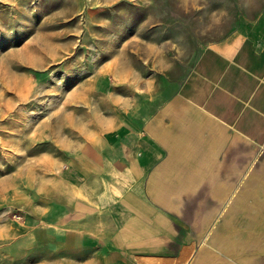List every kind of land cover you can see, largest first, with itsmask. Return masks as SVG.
<instances>
[{"label": "crops", "instance_id": "crops-1", "mask_svg": "<svg viewBox=\"0 0 264 264\" xmlns=\"http://www.w3.org/2000/svg\"><path fill=\"white\" fill-rule=\"evenodd\" d=\"M242 2L179 75L132 70V119L117 102L87 132V161L32 188L0 227L4 264H264V0ZM132 41L143 65L165 60L160 42Z\"/></svg>", "mask_w": 264, "mask_h": 264}, {"label": "rangeland", "instance_id": "rangeland-1", "mask_svg": "<svg viewBox=\"0 0 264 264\" xmlns=\"http://www.w3.org/2000/svg\"><path fill=\"white\" fill-rule=\"evenodd\" d=\"M119 4L76 13L71 0H0V227L20 220L35 185L87 161V132H101L102 116L115 119L117 102L130 122L139 100L132 70L179 75L243 8L242 0ZM127 5L145 9L122 14ZM133 37L160 42L165 60L143 65Z\"/></svg>", "mask_w": 264, "mask_h": 264}, {"label": "built area", "instance_id": "built-area-1", "mask_svg": "<svg viewBox=\"0 0 264 264\" xmlns=\"http://www.w3.org/2000/svg\"><path fill=\"white\" fill-rule=\"evenodd\" d=\"M17 219H21V217H20V216H18V217H17Z\"/></svg>", "mask_w": 264, "mask_h": 264}]
</instances>
